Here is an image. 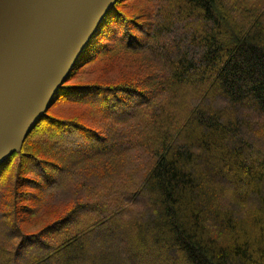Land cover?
Segmentation results:
<instances>
[{"label": "trees", "instance_id": "1", "mask_svg": "<svg viewBox=\"0 0 264 264\" xmlns=\"http://www.w3.org/2000/svg\"><path fill=\"white\" fill-rule=\"evenodd\" d=\"M126 1L0 166V264H264V0Z\"/></svg>", "mask_w": 264, "mask_h": 264}, {"label": "water", "instance_id": "2", "mask_svg": "<svg viewBox=\"0 0 264 264\" xmlns=\"http://www.w3.org/2000/svg\"><path fill=\"white\" fill-rule=\"evenodd\" d=\"M118 0H0V166L54 103Z\"/></svg>", "mask_w": 264, "mask_h": 264}, {"label": "rangeland", "instance_id": "3", "mask_svg": "<svg viewBox=\"0 0 264 264\" xmlns=\"http://www.w3.org/2000/svg\"><path fill=\"white\" fill-rule=\"evenodd\" d=\"M126 3H127V5H123L122 7H121V9H122V11L126 14V15H128V16H130V17H132V18H137L138 17V15H139V13L138 12H136V9L138 8V7H145V5H143V4H140L139 2H137V0H127L126 1ZM144 9V8H143ZM145 10V14H146V11L148 10V9H144ZM135 11V12H134ZM114 75H116V76H119L120 77V75H122V72H120V71H116V73L114 74ZM111 76V75H110ZM110 76H105V78H108V77H110ZM98 77V75H95V76H93V78H97ZM92 79V78H91ZM62 103H59V104H57L55 107H53V109H52V111L54 112V113H58V114H60V115H62V116H65V117H69V115L70 116H79L80 118H82V119H84V113H86V111H85V107L84 106H81V105H70V106H66V107H63V105H61ZM68 108H72L73 110H68ZM112 127H114V129L115 130H117V132H121L122 131V128L121 127H118V126H115V125H112ZM125 130H126V128L124 127L123 128V133L125 132ZM113 132V131H112ZM114 133V132H113ZM112 133V134H113ZM114 135V134H113ZM126 160H128V161H131L132 160V157H131V159L129 160L127 157H124ZM129 166V165H128ZM132 173H134V174H136L137 173V170L136 169H134V171L132 172ZM69 197V196H68ZM64 198H67V196H65ZM61 199H63V198H61ZM80 202H82V203H84V202H86V199L84 198V199H82ZM64 207V206H63ZM74 208V206L73 205H71L69 202H68V208L65 206L64 208H63V210H66V209H68V212L70 211V210H72ZM128 220H129V217H128V215H126L125 216V221L126 222H128ZM88 221L87 220H84L83 222H81V224H83V223H87ZM40 227H38V229H39Z\"/></svg>", "mask_w": 264, "mask_h": 264}]
</instances>
